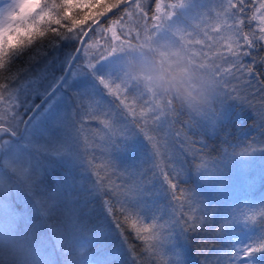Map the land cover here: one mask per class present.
<instances>
[{
  "label": "trees",
  "instance_id": "obj_1",
  "mask_svg": "<svg viewBox=\"0 0 264 264\" xmlns=\"http://www.w3.org/2000/svg\"><path fill=\"white\" fill-rule=\"evenodd\" d=\"M114 2L115 0H100V3ZM164 2L166 3V0ZM215 2L216 0H205L202 7L213 5ZM96 10L98 6L94 12ZM194 10V8L185 9L183 14L180 12L179 15L184 19L193 14ZM122 12L123 6L113 9L98 21L99 28L93 25L89 29L82 43L83 47L88 49L87 55L82 51L80 55L84 60H76V57L74 60V65L84 68L85 74H82L79 83L65 86L66 98L58 105L62 107L54 119L58 117L57 123L62 124L63 115V122L72 123L75 128L74 152L66 156L63 148L50 143L51 139L46 141L48 144L45 145L32 143L31 139L35 141L34 134L19 142L22 151L30 155L31 160L24 169L38 174V194L51 198L52 203L48 213H45L48 202H40L43 201V197L38 199L25 194L22 183L19 188L13 186L19 182L17 175L22 170L10 161L9 156H6L7 152L5 154L9 160L6 164L2 163L5 171H1L0 175V181L3 182L0 185V205L8 206V211L14 213H26L31 226L30 229L23 220H15L10 229L4 231L0 237V253L11 257L14 264H80V260L77 262L79 257L77 253L85 252H90L95 257L93 259L97 260L96 264H134L133 258L138 252L143 253L140 258L143 264H166L171 260H179L182 264H228V253L232 250V231L235 228V221L240 220L242 213L238 195L249 197L247 194L249 186L252 188L264 185V151H260L264 148V136L261 135L259 126L261 120L258 117V113L264 111V106L260 105H256L254 112L237 101H228L226 107L232 114V120L226 127L217 125L213 128L207 120L197 123L195 121L199 118L190 121L187 113L182 116L181 120L187 122L182 134L192 140L204 141L208 147L206 154L198 153L195 160L188 151L189 146L181 145L178 141L170 143L162 140L163 146L159 154H155V150L151 148L144 135L131 124L125 127L124 133H118L120 136L113 138L108 146V153L103 157L99 156L98 142L105 138L102 131L106 126L102 123L105 120L104 111L117 109L119 99L115 85L111 81H109L112 89L110 93L99 84L97 78H117L120 74L144 86L139 79L131 75L130 68L134 62L148 55H155L147 48H126L96 63L91 70L86 68L83 64L85 61L92 60L95 63L93 57L99 59L101 54L107 56L114 47H119L118 42L112 39L110 28L120 35L121 40L127 39L133 45L138 43L134 35L137 31L134 23L123 25L125 31L128 28L132 29L133 35L130 37L121 35V26L112 24V21L118 20ZM206 17L207 15H204L192 21L201 33ZM221 19L225 20L222 12ZM212 20L210 16L208 32L216 36L220 45L211 51L213 57L214 53L225 51L223 45L228 41L219 37L222 31L216 32L218 27L213 25ZM194 38L203 39V36ZM75 44L76 40L72 38L43 42L39 46L46 54L30 61L29 56L37 55L38 51L35 49L37 46L34 45L33 48L13 58L10 73L0 70V84L6 83L5 76L14 79L12 81L14 85V82L22 78L26 72H28L26 78L34 75L31 71L35 69L37 71V67L42 65L41 60H46L50 53H55L57 61L50 66L51 68L42 71L39 76L41 82H35V85L31 80H26L21 84L19 82L20 86H17L22 85L29 93L21 102L25 104L34 102L44 88L43 83L60 74L62 62ZM139 50L144 51L146 56H140ZM202 51L207 52V48L200 45L191 48V52L199 58ZM208 56L212 58L210 52ZM259 71L264 72V66H259ZM193 75L195 80L191 83L195 85L200 82L201 75L195 72ZM255 79L256 77H253V80ZM16 85L17 83L15 87ZM61 86L62 84L57 90ZM94 96L98 101L96 106H93V103L90 105ZM100 102L104 103L100 104ZM102 105L105 109L101 108ZM202 106H194V109ZM51 120L49 117L43 120L47 129L42 130L48 137L53 135V130L48 126ZM253 121L256 122L255 126ZM112 123V118H108L107 124L112 125ZM175 128L179 129L180 125H175ZM42 130L40 132H43ZM45 135L43 138L47 139ZM195 147L199 148L200 145L196 144ZM253 149L256 150L254 154H243L251 153ZM175 153H181V157L173 161L171 157ZM93 156L97 158L93 160ZM77 158L80 162H77ZM109 160L115 166L117 176H111L114 169L106 167ZM169 167L175 168L173 177L178 176L173 183L179 184V189L173 191L179 196L180 190H183L182 202L185 206L191 204L198 213L201 211L206 217L202 225L208 230L186 232L173 222L163 230L161 248H153L151 245L156 242L155 237L159 235V231L149 236L147 242H143L137 238V229H142L145 224L153 220L162 224L171 219L172 196L163 181V172L168 171ZM140 179L141 184L138 188L116 197L129 210L126 217L119 215L120 204H115L117 215L113 216L108 203H105L106 201L115 203L111 198L112 182L121 184L124 180H128L127 187L135 188ZM100 180L104 183L98 187L97 181ZM107 191L110 195L106 194ZM258 193L254 192L255 197L259 195ZM263 193L264 191L261 195ZM263 196L260 201L264 200ZM175 207L179 209L180 203L177 202ZM261 209H264V206H261ZM0 210L4 214L2 208ZM117 219L124 225L122 229L116 226ZM53 226L64 241L63 246H56L54 249L48 247L43 238L51 234ZM121 232L126 233L127 237ZM52 239L55 241V236ZM126 239L128 243L125 242ZM84 241L89 242L86 249L82 252L77 251L75 246ZM133 247L136 248V252L130 251L129 248ZM137 264H140L139 259Z\"/></svg>",
  "mask_w": 264,
  "mask_h": 264
},
{
  "label": "snow or ice",
  "instance_id": "obj_2",
  "mask_svg": "<svg viewBox=\"0 0 264 264\" xmlns=\"http://www.w3.org/2000/svg\"><path fill=\"white\" fill-rule=\"evenodd\" d=\"M121 5L123 12L118 20L112 21V24L121 26L120 34L130 37L133 35L132 29L128 28L125 31L123 25L134 23L137 28L134 35L138 43L133 45L127 39L121 40L120 35L110 28L112 39L118 42L119 47H114L107 56L101 54L99 59L93 57L96 60L95 63L92 60L85 61L83 64L88 70L93 69L96 63L104 61L117 51L126 48H147L159 54L169 65L185 66L182 76L185 82L190 84L195 72L201 76L211 77L214 89L208 103L202 107H196L193 111H185L183 108L176 107L174 98L165 96L147 86H141L140 83L120 74L117 78L98 77L99 84L108 89L110 93L112 89L109 81L115 85V91L118 93L117 99H119L117 109H112L104 114L105 120L102 123H105L106 128L102 131H104L105 138L98 142L99 156H105L113 138L120 136L118 133H124L125 127L131 124L144 135L151 148L155 150V154H159L160 148L163 146L162 140L170 143L178 141L181 145L189 146L188 151L195 160L198 153L206 154L208 147L204 141L192 140L182 134V129L187 124L181 120L182 116L187 113L190 121L199 118L195 122L207 120L213 128L217 125L226 127L232 120V114L226 107L228 101H237L254 112L256 105L264 106V72L259 71V66H264V0H227L226 5H219L223 9L222 15L225 17L226 27L217 28L216 32L226 30L230 35L225 37L228 41L223 45L225 51L214 53L212 58H209L208 52L218 48L219 41L207 29L201 33L198 31V26L192 24V21L198 17L206 14L211 16L212 10L205 7L195 8V0H169L168 3H165L164 0H131V2L130 0H115L111 4L100 3V0H11L5 8L0 9V70L10 73L13 58L33 48L34 45L37 46L35 49L38 51L37 55L29 56L30 61L37 59L39 55L46 54L39 46L43 42H56L65 38L80 41L82 37L87 36V32L83 28L86 21H91L89 28L92 25L99 28V17L109 8L115 9ZM97 6L98 10L94 12ZM189 8L195 9L193 14L184 17L181 21L180 12ZM77 9L80 11H76ZM13 20L16 21L15 24L12 23ZM229 20L232 21L231 24L227 23ZM184 34H186V38ZM200 35L203 36V39L194 38ZM209 41L214 43H209ZM194 45L207 48V52L200 53L201 62L199 63L194 59L195 53L191 52ZM82 51L87 55L88 49L81 44L75 52L76 60H84V57L80 55ZM224 65H228V67H224ZM253 77L256 79L253 80ZM4 79L6 83L0 84V101L10 99L3 93L12 89L11 84L14 80L8 76H5ZM202 91H206V89L202 88ZM9 108L11 114H9V109H5L0 114V121H3L0 122V133L15 135V130L24 124L28 114L25 113L22 117L18 111V104L10 105ZM258 117L261 120L259 125L261 135L264 136V111L259 112ZM108 118H112V125L107 124ZM255 123L253 121L254 126ZM177 124L180 125L179 129L175 128ZM115 125L120 127L117 128ZM196 144H199L200 147H195ZM255 151L253 149L251 153L243 154L250 155ZM260 151H264V148H261ZM180 157L181 153H175L171 159L175 161ZM96 158L93 156V160ZM106 167L114 169L111 176H117V170L110 160ZM197 170H199V166H197ZM174 171L175 168L169 167L168 171L163 172V181L167 184L168 191L172 196L173 215L171 219L162 224L153 220V222L145 224L142 229H137V238L143 242H147L149 236L159 231V235L155 237L156 242L151 245L153 248H161L160 241L164 235L163 230L173 222L186 232L208 230L202 225V221L206 217L201 214V211L198 213L191 204L185 206L182 202L183 190H180L179 196L176 191H173L179 189V184L173 183V180L178 179V176L173 177ZM17 177L19 182L13 186L19 188L22 183L25 194L38 199L43 197V201L40 202H48V207L45 208V213H48L51 208V198L38 194V174L22 170L19 171ZM130 177L135 178L136 176ZM140 181L141 179L137 181L135 188L127 187L128 180H124L121 184L112 182L111 198L115 203L107 201L105 203H108L113 216L117 215L115 204H120L119 215L126 217L129 210L116 197L138 188L141 184ZM2 183L0 181V185ZM103 183V180L97 181L98 187H101ZM106 194L110 195L109 191ZM177 202L180 203L179 209L175 207ZM2 207L0 205V208ZM15 220H23L31 229L26 213L12 214L10 224ZM244 220L255 224L259 231L246 237L228 253V264H262L264 262V209L259 211L258 219L254 213L251 216L246 215ZM116 226L119 229L124 227L119 219L116 220ZM2 230L3 225L0 224V231ZM121 233L127 237L126 233ZM53 236H55V241L52 239ZM43 238L47 246L53 249L64 244L54 226L51 234ZM125 242L128 243V240L126 239ZM129 249L131 252H136L134 247ZM142 256L143 253L138 252L137 256L133 258L134 264H137L138 259L140 264H143V260L140 259ZM0 264H14V261L11 257L0 253Z\"/></svg>",
  "mask_w": 264,
  "mask_h": 264
},
{
  "label": "rangeland",
  "instance_id": "obj_3",
  "mask_svg": "<svg viewBox=\"0 0 264 264\" xmlns=\"http://www.w3.org/2000/svg\"><path fill=\"white\" fill-rule=\"evenodd\" d=\"M12 23L13 24H15L16 23V21L15 20H13L12 21ZM218 26L219 27H223V26H225V21H219L218 22ZM138 54L141 56H143V57H145L146 56V54H145V52H143V51H138ZM55 55V53H50V55L48 56V58L45 60V59H42L41 61H42V65H40V66H38L37 67V71H36V69H35V71L33 70V71H31V72H34V75H33V77L32 76H30V77H28V78H26V74L28 73V72H26V74H24V76L22 77V78H20L19 80H21V79H23V80H27V79H30V78H33V79H39V76H40V74L42 73V71H44L46 68H49L50 66H52V64L55 62V61H57L56 60V56H54ZM126 59H128V57L126 56ZM44 61V62H43ZM51 68V67H50ZM37 72V73H36ZM82 74H85V72H84V68H82L81 66H79V65H74V66H72V68H71V70L68 72V79L66 80V82L65 83H63L62 84V86H61V88H59L58 90H57V92H55V93H53V95H51L50 97H48L46 100V107H47V109H49V111H54V113H52V115L53 114H57V112H58V110H60V108L62 107V106H58L59 105V103H61L62 101H64L65 100V98H66V96L64 95V89H65V86H67V85H75V84H77V83H79L80 82V80H81V78L83 77L82 76ZM26 78V79H25ZM19 80H17L16 82H14V85L12 84L11 85V87H12V89H9V91L8 92H4L3 94L5 95V96H13L14 94H15V90L17 89V86L19 85ZM118 82V81H117ZM17 83V85H16V87H15V84ZM47 83V82H46ZM105 102V101H104ZM104 102H100V104H102V103H104ZM92 103H93V106H96L97 104H98V101H97V97L96 96H94L93 98H92V102H90V105H92ZM10 105V102H9V100L8 101H0V109L3 107V106H6V105ZM101 108L102 109H105V107L102 105L101 106ZM44 109V107H42V108H40L38 111H41V110H43ZM110 111V109H107L106 111H104V114L105 113H107V112H109ZM71 113L73 114V112L71 111ZM104 117H105V115H104ZM53 118H55V115L52 117V121H53ZM52 121H49V125L48 126H50V127H54L55 126V121L54 122H52ZM65 122V121H64ZM63 126V127H62ZM62 126H61V129H59V130H61V131H65V136H64V141H65V143H67L68 145H65V150H68V149H73L74 147H75V145H72V141H71V136H70V132H69V130H65L64 128L66 127L65 126V124L63 123V115H62ZM120 126L119 125H117V128H119ZM19 128V127H18ZM17 128V129H18ZM43 128H46L47 129V127L45 126V125H39V127H36L35 125H34V123H33V120H31L30 122H29V125H28V128H27V130H26V137L28 136H31V135H35V136H37V138L39 137V138H41V139H43V142L41 141H39V144H41V145H45V144H48L46 141V139H44L43 138V136L45 135L44 134V130H42L43 132H40L41 131V129H43ZM55 129V127L53 128V130ZM71 129L72 130H74V127H71ZM55 130H58V128L57 129H55ZM58 130V134H56V135H54V136H52V137H48V138H51V142H55V139L54 138H56V139H58L59 140V138L61 137V135H62V133H61V131H59ZM40 132V133H39ZM27 137V138H28ZM3 144H4V142H3ZM55 146H58V147H61V148H64L63 147V145H61V146H59V145H55ZM7 155H9V159H10V161L11 162H14V165L15 166H17V168H19V169H21V170H25L24 169V166H26V164H27V162L30 160V155H28V154H26V153H23V151L19 148V146H17L15 143H13L12 141H9V143H8V150H7ZM69 155V153H66V156H68ZM0 159L3 161V163H5L6 164V162H7V160H9V159H7V158H3L2 157V155H1V157H0ZM31 161V160H30ZM77 162H80V160L77 158ZM2 171H4L3 169H2ZM0 175H1V171H0ZM212 183H213V181L211 182V185H212ZM5 201V203H7V201L6 200H4ZM8 206H6V205H3V207H2V210H3V213L4 214H2V216H3V218H2V220H0V224H2L3 225V230L2 231H0V234L1 233H4V231H6L7 229H10V227H11V224H10V216L12 215V214H14V212L13 211H8ZM170 219H168L167 221H169ZM85 264H88V263H85Z\"/></svg>",
  "mask_w": 264,
  "mask_h": 264
},
{
  "label": "clouds",
  "instance_id": "obj_4",
  "mask_svg": "<svg viewBox=\"0 0 264 264\" xmlns=\"http://www.w3.org/2000/svg\"><path fill=\"white\" fill-rule=\"evenodd\" d=\"M184 69L185 66L180 64L169 65L159 54H155L134 62L130 73L144 86L174 98L176 107L193 111L194 106L209 102L214 84L211 77L206 75L200 76L199 83L189 84L182 79ZM202 88L206 91H202Z\"/></svg>",
  "mask_w": 264,
  "mask_h": 264
},
{
  "label": "water",
  "instance_id": "obj_5",
  "mask_svg": "<svg viewBox=\"0 0 264 264\" xmlns=\"http://www.w3.org/2000/svg\"><path fill=\"white\" fill-rule=\"evenodd\" d=\"M76 49H77V47L75 48V51H76ZM75 51H74V52H75ZM72 57H73V55H72ZM72 57L70 58V61H71Z\"/></svg>",
  "mask_w": 264,
  "mask_h": 264
}]
</instances>
